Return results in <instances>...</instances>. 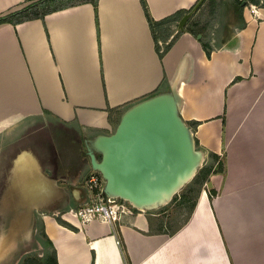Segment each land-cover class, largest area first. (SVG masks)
<instances>
[{"label":"crops","instance_id":"1","mask_svg":"<svg viewBox=\"0 0 264 264\" xmlns=\"http://www.w3.org/2000/svg\"><path fill=\"white\" fill-rule=\"evenodd\" d=\"M30 1L0 0V16ZM196 1L146 0L155 20ZM254 9L238 14L230 32L216 24L209 56L203 35L171 23L158 43L181 33L160 58L140 0H98L0 24V243L37 251L26 264H264V9ZM153 93L170 96L198 141L199 168L208 152L218 156L213 168L221 165L188 219L170 234L157 214L144 212L84 225L63 218L87 199L81 181L93 167L70 152L53 174L27 133L61 124L85 143L114 133L122 115ZM10 192L26 211L10 208ZM40 209L31 220L27 213Z\"/></svg>","mask_w":264,"mask_h":264},{"label":"rangeland","instance_id":"2","mask_svg":"<svg viewBox=\"0 0 264 264\" xmlns=\"http://www.w3.org/2000/svg\"><path fill=\"white\" fill-rule=\"evenodd\" d=\"M239 2H241L242 5L245 4V6L242 8V10H240V12L238 10ZM58 3L59 2H57V4ZM254 7L257 9H264V0H204L203 3L192 12L188 20H191L193 23H197L199 26L202 27L203 39L204 41H206L208 39V36L210 35V32L214 28L216 30V24H218L217 26L220 27L219 24L222 23L223 25H225V31L227 29V31L229 30L230 32V28L228 26L230 24L238 22V14L240 13L242 17L246 11L251 12L252 10H255ZM173 25L175 26V28H178L177 22L175 24L173 23ZM169 28L170 27L167 26V29ZM165 33L168 35L169 31L165 30ZM215 34L216 33H214V35ZM226 38L227 37L225 35L222 40ZM160 41V47H164L167 44L163 40ZM32 132L33 134L31 135ZM27 135L29 136L28 144L32 149H34V153L38 157L43 159L42 162H46V164H52L51 166L53 167V171L56 169L57 162L61 159V157L65 158L67 155H70V152L80 153L91 163V158L87 153V144L89 143V141L83 143L82 138L78 136V132L74 129L71 130L70 128H66L61 124H53L48 125L46 127L37 125L34 128V131H29ZM93 158L99 161L101 159V154L93 150ZM212 167L213 165H209L208 168L212 169ZM72 171L74 170L71 169L70 172ZM90 172V176H86L87 178H84L81 181V185H84L83 187H85L88 191V196L86 197L87 199L84 202L78 205V208H81L86 203L92 204L97 202V199L99 197H111L106 194V181L103 178L101 172L94 168H91ZM55 173L56 172L54 171L53 174ZM91 175L95 177V182L88 181ZM202 176L203 175H201L198 181L194 184L190 182L184 184L175 194L171 196L168 201L157 202L153 205L151 204L150 206H148V208L144 207L142 210L132 207L129 202L121 198H115L120 203L126 205L132 211L131 213H126V215H135L134 210H138V212H144L146 214L150 213L154 216L157 214L158 221L163 222V230H165L166 232H170L176 226L180 225L188 216L195 202L194 200L198 194V191L201 188L200 182L203 180ZM18 181V184L20 185V176H18ZM60 182L65 183L64 181ZM10 193V208L15 207L17 209V206L20 205V208L23 211H26L28 209L27 202H20V196L15 194V192ZM27 198L28 197H25V200H27ZM27 214H29L31 220L34 217H37V219L39 220L41 215L44 213L42 209H40L39 211L35 210V212L31 211ZM34 225L36 226L39 235L42 236V228L38 226V222H34ZM29 246L31 248V246L33 245L30 244ZM20 248H22V245L17 243H0V264H26L27 259H31L26 257L36 256L38 253L37 251L32 249L28 250L30 251L28 253H23ZM28 264H31V262Z\"/></svg>","mask_w":264,"mask_h":264},{"label":"bare ground","instance_id":"3","mask_svg":"<svg viewBox=\"0 0 264 264\" xmlns=\"http://www.w3.org/2000/svg\"><path fill=\"white\" fill-rule=\"evenodd\" d=\"M166 101L167 97L162 96L134 107L124 116L121 127L114 137H97L93 141V145L100 149L105 156L103 163H95V166L107 175L111 191L135 208L141 209L148 200L155 199L147 200L148 196L167 186L169 187L166 192L169 195L174 193L176 182L181 176L185 172L186 176L192 175L195 165L200 163L198 155L193 154V158L189 156L191 143L188 142L187 133L185 131L182 134L179 133L175 123L176 120H174L171 110L167 107ZM158 110L162 114V120L157 118L158 123L156 124L154 114L155 112L158 113ZM131 131L134 133L139 132L143 134V137L144 135L148 137L151 135V140L155 144L156 158L154 157L152 161L149 160L143 168L142 175H140L143 182L140 185H137L136 180H134L138 177V174L136 176L133 173L135 169H132V167L129 170L127 169L129 166L128 161L123 162V160H119L118 156H113L120 137H126ZM165 135L172 139V144L169 145V143L161 141V138ZM165 152L168 157L164 159ZM114 163H117L116 167ZM190 180L191 178L188 182ZM168 198L169 196L163 195L159 197V200L166 202ZM66 215L70 218H66ZM63 217L70 221L74 219L80 222L74 216L73 211L65 213Z\"/></svg>","mask_w":264,"mask_h":264},{"label":"water","instance_id":"4","mask_svg":"<svg viewBox=\"0 0 264 264\" xmlns=\"http://www.w3.org/2000/svg\"><path fill=\"white\" fill-rule=\"evenodd\" d=\"M203 1L204 0H198L197 3L194 5V7L188 13H185L181 17V19L178 21V29L179 30H184V26L186 24V21L189 19V17L191 16L192 12L195 9H197L203 3ZM197 38L200 39L201 38V34L197 35ZM162 96L167 97L166 105L171 110V112H172V114L174 116V120H176L175 123H176L177 129L179 130V133L182 134L183 131H185L187 133L188 142L191 143V151L189 149V152H188L189 156H191L193 158V154H195L196 156L198 155L200 157L201 156L200 151L195 149V145H193V140L190 137L188 129L186 128L184 123L180 120V118L178 117V115L176 114V112L174 110V107H173V104H172V99L170 98V96L165 95V94L154 95L152 97L146 98V99L138 102L137 104L133 105L130 109H128L122 115L120 123L118 124L117 129H116V131L114 133L109 134V135H99L97 137H105V138L114 137L118 133V131H119L120 127H121L123 118H124V116H126V114L128 112H130L134 107H136V106H138V105H140L142 103H146L148 101L157 99V98L162 97ZM154 115H155L154 116L155 122L157 124L158 123V119L157 118H161V120H162V114H160V111L158 110V113L155 112ZM131 133H133V134H131ZM138 133H134V132L131 131L129 134H127L126 137H120V141L118 142L117 147H115L116 149H115V153H113V156H116V157L118 156L120 161H122V160H123V162L128 161V165L129 166L127 167V169L129 170L131 167H132V169H135L133 173H135L136 176L138 174V177L134 178V180H136L137 185H140L143 182L142 177L140 176V175H142V171L144 170L143 168L147 165V162H149V160L152 161V159L154 157L156 158V155H155V144H153V142L151 140V138H152L151 135H150V137H148L146 135H144V137H143V134H140V133L138 134ZM97 137H95V138H97ZM95 138H93L87 144V150H88L87 153H88V155L91 158L92 167L94 169L99 170L95 166V163H97V164L103 163V161L105 160V156L103 155V153L101 152L100 149H97L93 145V141H94ZM171 140L172 139H170L168 135H165V136H163L161 138V141L163 143L166 142V143H169V145L172 144ZM93 150H95L96 152L101 154V159L99 161L95 160V158H93ZM163 157H164V159L168 157L166 152H165ZM116 164L117 163H114L115 167H116ZM199 164L195 165L194 173H192V175L186 176V172H185L181 176V178L176 182V185H175L176 189H175L174 193L169 195V193L166 192L168 190V187H169V186H167L164 189H161V190L153 192V194L151 196H148V198H146L147 200L151 199V198H155V199L148 200V202L146 204H144L141 207V209H139L137 207L136 208L139 209V210H142L144 207L148 208V206H150L151 204L153 205V204H156L157 202H164V201L159 200V197H162L163 195L169 196V198L166 200V201H168L173 194H175L184 184H186L188 182V180L190 178H192L195 175V172L197 171V169L199 167ZM192 166H193V164H192ZM99 171L101 172L103 178L106 181V184H105L106 194L111 196V197L121 198V197H118L115 193H113L111 191V189L109 188V179H108L107 175L103 171H101V170H99ZM164 192H166V193H164ZM163 199H165V198H163Z\"/></svg>","mask_w":264,"mask_h":264},{"label":"trees","instance_id":"5","mask_svg":"<svg viewBox=\"0 0 264 264\" xmlns=\"http://www.w3.org/2000/svg\"><path fill=\"white\" fill-rule=\"evenodd\" d=\"M97 1L98 0H31L28 4H26L22 8L0 16V24H2V23L16 24V23L27 21V20L37 19V18L43 19L46 14H48L52 11H56V10H59L62 8H66L69 6H75V5H79V4H83V3H91L92 5H94L96 7ZM197 1L189 9H182V10L176 11L175 13L170 14V15H168V16L160 19V20H155L151 17V15L149 13L148 4H147L146 0H140V4H141L142 9L144 11L145 17H146L147 22L149 24V27L152 31L154 41L156 43V51H157L160 58L163 56V54L171 46L175 37L181 33V32H178L177 35H175L174 38L162 48L159 46V43H158L160 31L163 29V27L165 25H168V24H171L174 22H178L185 13H188L194 7V5L197 3ZM57 2H59V3L57 4ZM244 6H245V4L242 5V3L239 2V9H238L239 12H240V10H242V8ZM184 30H185V32H188V33L192 34L193 36H197L199 34L203 35L202 27L199 26L197 23H193L191 20L187 21V23L184 27ZM200 42L202 43V45L204 47L206 55L209 56L210 50H211L209 43L204 41L203 36L200 39ZM156 94L157 93H153L152 95H150L148 97H152ZM195 149L201 151L199 144H198V141L196 139H195ZM207 157H208V160H206L205 163L198 169L197 173H195V175L189 181L190 183L194 184L195 182L198 181L200 176L203 175L202 176L203 180L200 182V185L202 186V184H204V182L208 179L209 175L212 172L220 169L221 165H219L217 167V169H214L213 167H212V169L208 168L209 165H213L218 159V156L215 153L208 152ZM190 212H191V210H190ZM190 212L183 222H185L188 219ZM137 213H138V210H134V214H137ZM57 220H58V222L66 225V226L74 228L72 225L61 220L60 218H57ZM180 226L181 225L176 226L172 231H170V234H172L176 230H178L180 228Z\"/></svg>","mask_w":264,"mask_h":264},{"label":"built area","instance_id":"6","mask_svg":"<svg viewBox=\"0 0 264 264\" xmlns=\"http://www.w3.org/2000/svg\"><path fill=\"white\" fill-rule=\"evenodd\" d=\"M251 12L253 13L254 10H252ZM87 176H90V174H88ZM88 181L95 182V177L91 175ZM117 199L115 197L106 198L102 196V197H99L97 199V202L95 203H92V204L86 203L81 208H77L75 210L68 209L67 211H64L61 214V216L63 217L65 213H69L73 211L74 216L80 220L82 225H84L85 223L91 222L93 220L101 221V222H108V223L117 221L120 219L121 214L132 212L126 205H124L123 203H120Z\"/></svg>","mask_w":264,"mask_h":264}]
</instances>
